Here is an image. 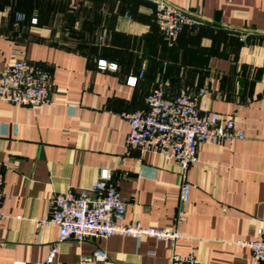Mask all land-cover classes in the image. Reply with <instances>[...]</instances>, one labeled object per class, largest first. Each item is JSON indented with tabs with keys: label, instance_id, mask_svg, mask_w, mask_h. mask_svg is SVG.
Returning <instances> with one entry per match:
<instances>
[{
	"label": "crops",
	"instance_id": "obj_1",
	"mask_svg": "<svg viewBox=\"0 0 264 264\" xmlns=\"http://www.w3.org/2000/svg\"><path fill=\"white\" fill-rule=\"evenodd\" d=\"M168 1L202 21L173 45L158 26L155 0H0V70L19 57L45 64L54 101L0 99L2 209L23 215L0 218V264H41L56 243L64 264H102L83 259L97 244L107 249V264H171L174 251L189 248L202 264H260L238 240L264 228V0ZM100 58L118 68L98 67ZM160 80L168 96L205 88L201 108L235 117L244 134L200 143L187 169V203L174 159L126 143L123 112L145 106ZM102 168L128 200L126 221L174 226L184 209L187 237L58 241V226L39 224L52 198L91 186Z\"/></svg>",
	"mask_w": 264,
	"mask_h": 264
},
{
	"label": "built area",
	"instance_id": "obj_2",
	"mask_svg": "<svg viewBox=\"0 0 264 264\" xmlns=\"http://www.w3.org/2000/svg\"><path fill=\"white\" fill-rule=\"evenodd\" d=\"M155 17L167 43L177 42L186 27L198 30L202 21L189 10L180 8L168 0H155ZM24 17V14L20 15ZM32 21H37L36 17ZM100 68H118V63L100 58ZM136 84L138 77L127 80ZM165 82L160 80L145 96V106L123 112L130 122L126 143L130 148L159 152L174 159L183 176L180 201L190 199L192 184L187 180V169L198 161L199 145L202 141L223 143L243 132L237 128L235 117H223L217 110H203L197 93L183 88L168 96ZM53 73L45 64L19 57L0 70V99L22 105H53L51 98ZM5 174L0 169V218H23L22 214L7 213L2 209L5 198ZM128 200L112 180L109 168H102L95 182L89 187L69 188L57 192L51 201L50 213L39 220V224H54L59 228L58 241L74 239L82 242L90 239H107L114 234L130 235L137 239L156 237L166 241L186 238L182 229L185 210L179 211L174 226L157 227L143 225L138 221H126ZM239 244L251 248L252 256L264 264V228H259L251 239H240ZM57 243L51 247L41 264H64L57 258ZM86 261L100 260L107 264V249L97 244L93 252L84 255ZM14 264H35L17 260ZM171 264H202L193 248L174 251Z\"/></svg>",
	"mask_w": 264,
	"mask_h": 264
},
{
	"label": "trees",
	"instance_id": "obj_3",
	"mask_svg": "<svg viewBox=\"0 0 264 264\" xmlns=\"http://www.w3.org/2000/svg\"><path fill=\"white\" fill-rule=\"evenodd\" d=\"M159 26V25H158ZM164 36V35H163ZM165 38V37H164Z\"/></svg>",
	"mask_w": 264,
	"mask_h": 264
}]
</instances>
